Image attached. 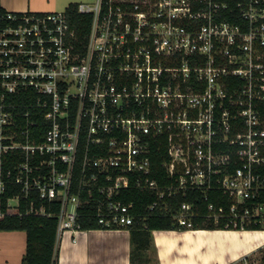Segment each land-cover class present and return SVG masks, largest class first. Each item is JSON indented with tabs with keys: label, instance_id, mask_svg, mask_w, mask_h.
I'll list each match as a JSON object with an SVG mask.
<instances>
[{
	"label": "built area",
	"instance_id": "obj_1",
	"mask_svg": "<svg viewBox=\"0 0 264 264\" xmlns=\"http://www.w3.org/2000/svg\"><path fill=\"white\" fill-rule=\"evenodd\" d=\"M76 11L91 16L85 42L65 11L0 13V218L50 216L36 200L57 202L60 239L89 204L99 229L130 231L145 219L122 200L131 187L178 228L192 229L195 204L172 199L221 192L229 214L208 203V220L264 231V0H96Z\"/></svg>",
	"mask_w": 264,
	"mask_h": 264
},
{
	"label": "crops",
	"instance_id": "obj_2",
	"mask_svg": "<svg viewBox=\"0 0 264 264\" xmlns=\"http://www.w3.org/2000/svg\"><path fill=\"white\" fill-rule=\"evenodd\" d=\"M67 3L68 0H0V7L10 12L43 13L52 6L57 8L54 4L60 7ZM17 233L25 234L0 231V238ZM151 234L150 247L133 264H234L264 248L262 230L153 231ZM58 245V264H132L133 245L127 230H79L64 234ZM2 260V264H7L8 260Z\"/></svg>",
	"mask_w": 264,
	"mask_h": 264
},
{
	"label": "trees",
	"instance_id": "obj_3",
	"mask_svg": "<svg viewBox=\"0 0 264 264\" xmlns=\"http://www.w3.org/2000/svg\"><path fill=\"white\" fill-rule=\"evenodd\" d=\"M226 1L229 7H233L237 0H223ZM77 4H69L65 9L68 14L69 21L79 41L85 42V37L89 31L91 16L82 15L76 11ZM4 10L0 7V13ZM226 19L231 22H236L233 16L227 15ZM84 144L80 142L77 162L73 173V181L71 187V193L76 194L78 190V182L80 178V163L83 152ZM165 148L156 153L153 158L155 168H157L152 178L157 181L159 185L167 183L163 169H161L160 163L165 159ZM17 190H14V192ZM13 194L12 191H7L5 197H10ZM82 200L87 199V195L83 193L81 195ZM264 199V196H262ZM122 200L124 202H133L134 211L141 217H144V221L141 224H145L144 229L141 224L135 225L130 230L131 242L133 245L130 259L132 264L135 259L141 256L142 251L148 249L151 243V233L153 231H184L186 229L178 228L172 222L170 215H160L156 212H149L147 210L149 204L154 200V195L147 192L134 190L131 187L123 191ZM187 201L195 204V217L193 218V230H261V225L253 223H238L236 227L227 225V220H220L217 224L211 219H207V204L213 203L217 206H222L225 210V214H229V199L221 194V192H211L209 194L208 201H204L203 196L199 192H191L186 197L178 196L172 199L171 205L175 209L182 202ZM45 206V209L50 216L40 215H27L19 218L18 216H8L0 218V231H24L25 232V252L22 258V264H58V236H57V213L59 211V204L57 202L47 203L44 201L36 200L35 208L39 206ZM22 204L21 209H23ZM94 210L91 205H82L78 209L77 223L80 231L98 230L96 220L94 218ZM207 222L204 224V222ZM209 221V222H208ZM264 249V248H262ZM246 259V257H245Z\"/></svg>",
	"mask_w": 264,
	"mask_h": 264
},
{
	"label": "rangeland",
	"instance_id": "obj_4",
	"mask_svg": "<svg viewBox=\"0 0 264 264\" xmlns=\"http://www.w3.org/2000/svg\"><path fill=\"white\" fill-rule=\"evenodd\" d=\"M95 1L96 0H68L67 4H63L60 7L54 4L55 6H57V8L52 6L49 9V11L43 12V13L64 12L65 9L68 7L69 2L70 4H78V3L94 4ZM205 223L207 222L205 221L204 224ZM6 249L8 250V252L5 251ZM24 252H25V234L24 233H17L15 235H10L9 238H0V264L4 262L2 259L8 260L7 264H22V258L24 256ZM140 254H143L144 256V252ZM145 256L147 257V255ZM246 263L247 264H264V249L255 251L251 253L250 255H248L246 257ZM234 264H245V262L239 260L238 262H235Z\"/></svg>",
	"mask_w": 264,
	"mask_h": 264
},
{
	"label": "bare ground",
	"instance_id": "obj_5",
	"mask_svg": "<svg viewBox=\"0 0 264 264\" xmlns=\"http://www.w3.org/2000/svg\"><path fill=\"white\" fill-rule=\"evenodd\" d=\"M187 230H193V229H187ZM235 231H247V230H235ZM248 231H252V230H248Z\"/></svg>",
	"mask_w": 264,
	"mask_h": 264
}]
</instances>
